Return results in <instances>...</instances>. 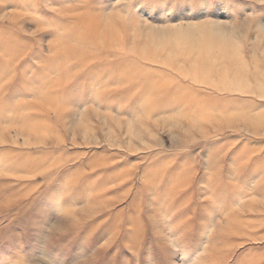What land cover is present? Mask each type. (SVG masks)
Wrapping results in <instances>:
<instances>
[{"label": "rangeland", "instance_id": "374dc122", "mask_svg": "<svg viewBox=\"0 0 264 264\" xmlns=\"http://www.w3.org/2000/svg\"><path fill=\"white\" fill-rule=\"evenodd\" d=\"M0 264H264V0H0Z\"/></svg>", "mask_w": 264, "mask_h": 264}]
</instances>
